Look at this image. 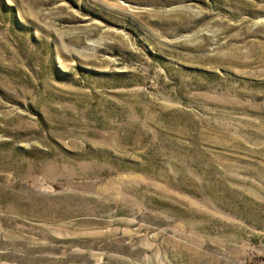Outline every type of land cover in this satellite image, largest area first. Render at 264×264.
<instances>
[{
    "label": "rangeland",
    "instance_id": "rangeland-1",
    "mask_svg": "<svg viewBox=\"0 0 264 264\" xmlns=\"http://www.w3.org/2000/svg\"><path fill=\"white\" fill-rule=\"evenodd\" d=\"M0 264H264V0H0Z\"/></svg>",
    "mask_w": 264,
    "mask_h": 264
}]
</instances>
